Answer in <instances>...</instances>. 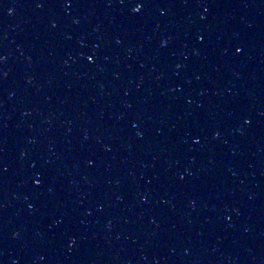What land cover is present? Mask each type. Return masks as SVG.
Segmentation results:
<instances>
[{
	"label": "water",
	"instance_id": "95a60500",
	"mask_svg": "<svg viewBox=\"0 0 264 264\" xmlns=\"http://www.w3.org/2000/svg\"><path fill=\"white\" fill-rule=\"evenodd\" d=\"M135 2L0 0V264H264V0Z\"/></svg>",
	"mask_w": 264,
	"mask_h": 264
},
{
	"label": "snow or ice",
	"instance_id": "6c2138e0",
	"mask_svg": "<svg viewBox=\"0 0 264 264\" xmlns=\"http://www.w3.org/2000/svg\"><path fill=\"white\" fill-rule=\"evenodd\" d=\"M37 6L43 7L44 5H43V3H39ZM144 7H145L144 0H136L135 5L133 7V11L136 13H140ZM201 39H203V38H201ZM236 51L240 52V51H242V48L237 47ZM88 59L91 61V60H93V57L89 56ZM249 123H250V121H249ZM196 142L199 143V141H196ZM37 183L39 184V181H37Z\"/></svg>",
	"mask_w": 264,
	"mask_h": 264
}]
</instances>
